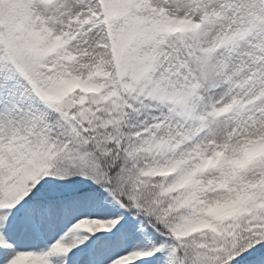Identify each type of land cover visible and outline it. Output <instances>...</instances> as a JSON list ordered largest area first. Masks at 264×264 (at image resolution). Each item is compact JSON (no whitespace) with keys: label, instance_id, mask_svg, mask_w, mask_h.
Returning <instances> with one entry per match:
<instances>
[{"label":"snow or ice","instance_id":"obj_1","mask_svg":"<svg viewBox=\"0 0 264 264\" xmlns=\"http://www.w3.org/2000/svg\"><path fill=\"white\" fill-rule=\"evenodd\" d=\"M0 264H264V0H0Z\"/></svg>","mask_w":264,"mask_h":264}]
</instances>
